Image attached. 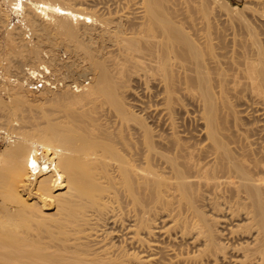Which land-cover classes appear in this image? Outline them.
<instances>
[{
  "label": "bare ground",
  "instance_id": "obj_1",
  "mask_svg": "<svg viewBox=\"0 0 264 264\" xmlns=\"http://www.w3.org/2000/svg\"><path fill=\"white\" fill-rule=\"evenodd\" d=\"M139 1L1 0L0 264H264V39ZM40 69L62 86L31 89ZM254 101L262 124L230 120Z\"/></svg>",
  "mask_w": 264,
  "mask_h": 264
},
{
  "label": "rangeland",
  "instance_id": "obj_2",
  "mask_svg": "<svg viewBox=\"0 0 264 264\" xmlns=\"http://www.w3.org/2000/svg\"><path fill=\"white\" fill-rule=\"evenodd\" d=\"M84 1H87L88 4L86 2L85 3L88 5L89 10L96 9L94 11L97 12L98 9H99V11L102 9L101 12H100V14L104 13L107 16L110 15V14H112V13H114V12H116L114 15H117V14L120 15L121 14L120 11L122 12V10H123L122 8L124 7V4H125V8H126V10L125 9L123 10L124 11L123 12L124 15L125 14H128L129 12H132L133 9L135 10L136 9L135 7L141 6V5H139V3H140L139 0L138 1L137 0L136 1L133 0L135 3L137 2V5L134 4L132 0H129L131 3L128 0H126V1L123 0L124 3H122L121 0H120V3H122L120 5L122 7L118 4L119 3L118 0H116L117 2L112 1V0H83V2ZM0 2H1V0H0ZM112 2H114V3H112ZM129 3L131 5L134 4V6L135 5L136 6L135 7L133 5L132 6H129L130 5ZM175 3L177 4L176 5V8H178L179 10H185L186 12H188V26H189L190 32H192V33L193 32L196 33L197 30L199 29L201 35H207L209 32H212V36H214V37L219 36V37H221L220 39H223L225 37L228 40H229L230 37L232 38L233 33L234 34L236 33L237 36H234L233 35L234 37H236V38H240L241 37V38H243V40H245L246 39L245 37L248 35L247 32H249L248 29L251 30L252 28H254L256 31H259L260 32V37L262 39H264V0H175ZM87 5H85V6H87ZM111 5L114 7V9H115V5H116V7H119V9H121V10H119L118 8H116L113 11L112 10L113 7ZM104 7H107V9H106L107 11L110 8L109 11L107 12L106 10H104L105 9ZM127 8H128V10H127ZM129 9H131V10H129ZM110 10H112L113 12L110 11ZM99 11H98V13H99ZM114 15L112 14L111 16H114ZM245 30H246V32H245ZM238 32L241 34V36H240V34ZM243 33H244V35H242ZM1 36H2V34L0 33V38H2ZM232 39H234V38H232ZM231 41H232L231 44H233V40H229V42H231ZM239 41H241V39ZM238 42H236V43H238ZM60 47L61 48H59V50H60V53H62V51L65 48L63 47V45L60 46ZM235 47L236 48L238 47V49H239V46H235ZM0 51H1V48H0ZM66 52L67 51L65 49L64 52H63L64 55H65ZM231 53L232 52H230V55H231ZM67 55H69L68 52H67ZM230 55H228V56H230ZM235 55H238V54L235 53ZM235 55H233V56H235ZM64 58H65V56H64ZM78 74L79 75H77V76H79V78H78L79 80L80 79L83 80L84 78H86L84 81H89L90 78H91V76H89V74L83 76V74H85V72L82 71V70H80V72ZM88 78H89V80H88ZM136 85H139V83L138 84H135V86ZM140 85L143 86L144 84H140ZM142 86H141V88L138 87V86H136V88L138 87L137 89H135L134 86H133V88L136 90L137 93L135 91H133V92L136 93V95H135V93H134V95L131 94L133 96V98L130 97L131 95L128 96V101L132 102V99H133L134 102L136 101V102H139V103H140V101H143L144 99H146V101H147V99H148L147 98L148 97V93H147V95H145L146 94V91L144 92L143 90H146V89H144L145 86L144 87H142ZM142 91H143V93H142ZM3 92L4 91H2V93ZM137 95H138V97L139 96L140 97H144V98H142L143 100H139L140 98L136 97ZM129 98H130V100H129ZM186 99H187V101H185V99H184V102H186V103H184V102L182 103L185 106L184 107L185 111L182 110L183 109L182 106L181 107L177 106V107L180 108V110L179 111L177 110L178 113H177V111L174 113L176 115L175 117H174V115H172L173 118H174L173 120L175 122L178 121L177 123H183V124H185L187 122L185 125H187V126L189 125V128L192 131H195L196 128H197L196 127L197 126L196 124L200 123V121L203 122V118H201V117H203V114H202L203 112L200 110L201 108L199 109V106L196 107L198 104L194 105L195 103H197V101H195V100L193 101V99L191 100L189 98H186ZM45 104L48 105V104H50V102H47ZM136 104H138V103H136ZM251 104L252 105L257 104V105H254V106L251 105V106L248 107V109L247 108H244L246 106H243L242 108L239 107V106H236L238 108V110H242L244 108L243 110H245V112L248 113L247 115L250 116L249 118L243 117V114H241V112H239V113H240V115L243 118L241 116L239 117L238 113H236V114L234 113L233 114L232 111H230L228 109H227L228 111L226 109L225 110H226V113H228V114L229 113H232V114H229L228 116L232 115V117H234V118L236 117V119H233V118H230V117L229 118H230V120H236L237 121L236 123L239 124V125L241 123L243 125L244 124H251V122H252V124H254V123L259 124L260 123L259 121H261L260 111L258 110L260 106H258V103H255V101H254V103H251ZM158 106L161 107V109L159 107H156V108H158L159 111L163 110L162 112L163 113L166 112V114H163L162 112H159V114H161V113L162 114L160 116L157 115V118L156 119H159V120L162 119L161 121H163V118L165 117L164 120L166 119L165 121L167 122V117H169V116L166 117V115H169L167 113L169 111L165 109V108H167L166 105H163V104L161 105L160 104ZM152 108L154 109V106H152ZM164 109H165V111H164ZM142 110H143V108L140 110V108H137L136 107V111H137L138 114H140V116H141V114H142V116L145 114V111L144 110L142 111ZM181 110H182V113H181ZM187 110H189V111H187ZM242 113H244V112H242ZM246 113H244V115H246ZM146 115H145V118H146ZM235 115H237V116H235ZM158 116L160 118L161 117L162 118L160 119ZM187 116H189V117H187ZM251 116H252V119H251ZM170 117L168 119H170V121H173L171 119L172 117L171 118ZM104 118H107L108 119L107 116H105ZM194 118L195 119L198 118V120H195ZM237 118H242V120L246 119V121L245 120L242 121L241 119H237ZM101 119H103V118H101ZM255 119H256V121H255ZM149 120L150 119H148V121ZM191 120H195L196 122L195 121H191ZM230 120H229V122H232V123L235 122V121H230ZM168 122H169V120H168ZM261 122L263 123V121H261ZM262 123H260V124H262ZM0 140H1L0 141L1 142L0 143V149H3L8 144L6 143V140L5 139L0 138ZM2 140H4V141H2ZM5 144H7V145H5ZM231 227L229 226L230 229H231ZM238 230L239 229L235 230V233H237ZM226 231H227L226 238L229 237V235H232L231 233H229L230 231L228 229ZM232 231L234 232V229ZM236 235L233 234L234 237ZM235 239L236 238H234L233 240H235ZM233 240L231 242L229 240H227V241H229V243L232 244V242H234Z\"/></svg>",
  "mask_w": 264,
  "mask_h": 264
},
{
  "label": "built area",
  "instance_id": "obj_3",
  "mask_svg": "<svg viewBox=\"0 0 264 264\" xmlns=\"http://www.w3.org/2000/svg\"><path fill=\"white\" fill-rule=\"evenodd\" d=\"M29 74H32V72H30ZM28 82L30 83V87L31 89H38L41 88L43 86H48L51 87L53 89H56L57 86L61 87V83L58 82L54 77L50 76L48 73H44L42 71V69H40L39 73H36L34 75H32V77L28 80ZM89 81H84L83 85H80V89L83 88V86L87 85ZM74 89H77L75 84H72Z\"/></svg>",
  "mask_w": 264,
  "mask_h": 264
}]
</instances>
